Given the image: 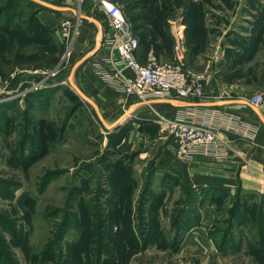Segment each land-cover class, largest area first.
I'll return each mask as SVG.
<instances>
[{"label":"rangeland","instance_id":"1","mask_svg":"<svg viewBox=\"0 0 264 264\" xmlns=\"http://www.w3.org/2000/svg\"><path fill=\"white\" fill-rule=\"evenodd\" d=\"M88 1L97 0H75V15H63L0 0V264H264L263 195L189 190L153 153L161 149L163 115L151 109L145 121L128 119L112 132L74 95L71 56L62 60L60 25L54 28L76 17L93 28L85 17L100 18ZM112 1L138 43L145 38L162 55L157 62L174 60L178 40L185 69L219 83L213 98L234 97L235 82L253 86L248 99L264 98V0ZM40 119L54 141L24 168L15 161L39 151Z\"/></svg>","mask_w":264,"mask_h":264},{"label":"crops","instance_id":"2","mask_svg":"<svg viewBox=\"0 0 264 264\" xmlns=\"http://www.w3.org/2000/svg\"><path fill=\"white\" fill-rule=\"evenodd\" d=\"M39 1L62 4L60 8L67 10L56 13L63 15L68 12L75 15L77 9L75 0ZM94 4L95 1L94 3L88 1L85 3V8L89 10L93 6L92 12L96 15L92 16L100 19L94 21L92 18L85 17L93 22V28H82L81 23L79 24L78 34L73 39L70 53V64H73V68L67 79L69 82L71 79L73 85L95 104L97 111L93 109L96 115L98 112L103 122L109 126L123 117L117 127L119 128L128 119L145 121L149 117L147 113L149 114L152 109L169 119H185L195 124L215 126L221 138L230 143L233 149L227 158L197 156L187 161L179 160L175 156L172 143L165 139H160L161 149L154 148L153 153H159L162 164H170L172 169L180 173L189 190L209 191L212 189L229 192L247 190L264 196V114L261 109L255 110L248 102V96L251 97L256 93L253 86L235 82L231 85L234 97L213 98L214 91L220 85L213 77L210 80L208 76L204 86V95L201 98L169 97L151 100L147 103L132 97L128 98L119 93L95 71L96 63L104 55L103 50L98 46L103 34L110 33V31L105 19L95 10ZM80 11L82 12V8ZM59 23L60 21L55 24L54 30L58 28ZM152 48L150 42L147 41L145 46L139 45L135 52L136 60L140 64H146L150 59L161 58L162 55H156ZM192 68L190 70L194 71ZM213 104L217 105L213 106ZM126 105L128 109L124 111ZM142 114H145L147 118L141 116ZM156 146L158 147V144Z\"/></svg>","mask_w":264,"mask_h":264},{"label":"built area","instance_id":"3","mask_svg":"<svg viewBox=\"0 0 264 264\" xmlns=\"http://www.w3.org/2000/svg\"><path fill=\"white\" fill-rule=\"evenodd\" d=\"M94 8L105 19L110 31L103 34L100 41L99 48L104 55L96 63L95 71L119 93L143 103L169 97L201 98L204 95L208 75L205 72L197 73L185 69V52L178 40L171 63H159L150 59L146 64H140L135 58L139 43L133 36L122 9L112 0H97ZM79 24V17L61 21L60 32L65 46L63 61L70 56ZM56 73V68L44 73L38 82L32 84V92L44 88ZM61 83L65 84V81ZM27 91L20 92L21 96L25 97ZM248 102L262 109L264 98L258 95ZM159 119V133L163 139L172 143L175 156L179 160L187 161L197 156L221 159L227 158L233 152L230 143L221 138L215 126L164 116Z\"/></svg>","mask_w":264,"mask_h":264},{"label":"trees","instance_id":"4","mask_svg":"<svg viewBox=\"0 0 264 264\" xmlns=\"http://www.w3.org/2000/svg\"><path fill=\"white\" fill-rule=\"evenodd\" d=\"M27 1L31 5L37 7L38 9L44 10L41 6L33 3L32 1H29V0H27ZM123 13H124V11H123ZM143 39H145V38H143ZM143 39H141V41H139V45L142 47L145 46V43H146V40H143ZM63 47H62V50H63ZM58 52H59V50L57 49L56 53H58ZM53 60H54V58H53ZM46 92L47 91L42 90V92L40 91L39 94H33L32 97H36V99H40V97L44 96L46 94ZM74 95L76 96L75 93H74ZM27 101L30 102V100H27ZM37 138H38V144H39V151L30 157L24 158L25 160L23 162L15 161L16 163H18V165H20L24 168H29L30 166H32L33 164H35L37 161H39L40 159H42L43 157H45L48 154L49 146L54 141V134H53V131L51 130L50 125L43 119H40L37 122ZM24 204H25V206H28L32 209L34 208V203L30 202V200L26 199ZM52 253H53V251L52 252L50 251L47 254V256H45L47 262L53 261V254ZM34 259H36V257H34ZM121 262H123V261L121 260Z\"/></svg>","mask_w":264,"mask_h":264},{"label":"water","instance_id":"5","mask_svg":"<svg viewBox=\"0 0 264 264\" xmlns=\"http://www.w3.org/2000/svg\"><path fill=\"white\" fill-rule=\"evenodd\" d=\"M29 1H32L33 3H35V4L39 5V6H41L44 10H47V11H52V12H62V11L67 10V9H65V8H60V7H58V6L52 5V4L47 3V2L39 1V0H29ZM76 14H77V11H76ZM98 48H99V46H98ZM98 48H97V50H98ZM97 50H96V51H97ZM96 51H95V52H96ZM95 52H94V53H95ZM70 84H71L72 87L74 88V91H73V92L76 94V96H77L79 99H81L82 102H83V101L86 102L87 104H89L92 108H94V109L97 111V107L95 106V104H94L91 100H89L87 97H85V96L82 94V92H81L76 86H73V83L71 82V79H70ZM244 103L246 104L245 101H244ZM214 105H217V104H213V106H214ZM253 108H254L255 110H258V108H256L255 106H253ZM97 116H98V118L100 119V121H101V122L103 123V125H104V122H103V120H102V118H101V116H100V114H99L98 112H97ZM124 117H125V115H124ZM122 119H123V117L120 118V120L117 121L115 124H113V125L111 126V128H109L110 126H106V125H104V126H105L108 130L112 131V130H114L115 128H117V127L120 125Z\"/></svg>","mask_w":264,"mask_h":264},{"label":"bare ground","instance_id":"6","mask_svg":"<svg viewBox=\"0 0 264 264\" xmlns=\"http://www.w3.org/2000/svg\"><path fill=\"white\" fill-rule=\"evenodd\" d=\"M68 83H69L70 87L74 90V88L72 87V85L70 84L69 81H68ZM73 86H74V85H73ZM104 125L109 126V125H107V124H105V123H104ZM109 128H111V126H110ZM106 129H107V128H106Z\"/></svg>","mask_w":264,"mask_h":264}]
</instances>
